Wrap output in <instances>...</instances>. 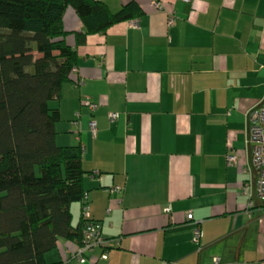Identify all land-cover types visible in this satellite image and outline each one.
<instances>
[{
  "label": "crops",
  "instance_id": "crops-1",
  "mask_svg": "<svg viewBox=\"0 0 264 264\" xmlns=\"http://www.w3.org/2000/svg\"><path fill=\"white\" fill-rule=\"evenodd\" d=\"M102 1L113 13L136 2L143 15L89 37L55 105L56 142L81 146L90 216L112 246L83 264H264L247 148L248 113L264 98V0ZM64 26L83 30L71 9ZM54 251L48 264H82L76 244Z\"/></svg>",
  "mask_w": 264,
  "mask_h": 264
},
{
  "label": "trees",
  "instance_id": "trees-1",
  "mask_svg": "<svg viewBox=\"0 0 264 264\" xmlns=\"http://www.w3.org/2000/svg\"><path fill=\"white\" fill-rule=\"evenodd\" d=\"M68 9L81 32L65 29ZM141 15L136 2L113 13L102 0H0V264H48L61 240L81 246L84 230H102L83 217L84 179L93 172L83 167L81 146L57 144L61 115L51 103L77 82L78 51L89 37ZM105 242L103 253L112 248Z\"/></svg>",
  "mask_w": 264,
  "mask_h": 264
},
{
  "label": "built area",
  "instance_id": "built-area-1",
  "mask_svg": "<svg viewBox=\"0 0 264 264\" xmlns=\"http://www.w3.org/2000/svg\"><path fill=\"white\" fill-rule=\"evenodd\" d=\"M175 19H169V25H173ZM77 73V70H75ZM86 104L88 105L91 112H95L98 108L97 105L91 104L90 100L87 98ZM117 115H112L111 120H116ZM90 131L93 135L97 132V124L92 121L89 124ZM247 148L251 156L250 170L254 172V196L257 201L264 203V98L261 102L250 110L247 116ZM227 166L235 167L238 163V158L234 154L227 156ZM112 194L120 193V188H115L110 191ZM167 213H170V208L166 209ZM84 219H91L90 211L88 205L83 208ZM188 220H192V215L189 214ZM200 241V231L196 230L194 233V243H199ZM105 239L102 236V230L100 233L94 227H88L84 230V242L81 246H77V251L75 253V259L79 263H85L87 257L86 255L92 253L95 249H99L105 245ZM107 253L101 256L102 260H107Z\"/></svg>",
  "mask_w": 264,
  "mask_h": 264
},
{
  "label": "rangeland",
  "instance_id": "rangeland-1",
  "mask_svg": "<svg viewBox=\"0 0 264 264\" xmlns=\"http://www.w3.org/2000/svg\"><path fill=\"white\" fill-rule=\"evenodd\" d=\"M55 105H57L56 103H51V107L52 108H54L55 107ZM227 159V158H226ZM227 162V161H226ZM74 206H76V205H74ZM54 252H57V251H52V253H54Z\"/></svg>",
  "mask_w": 264,
  "mask_h": 264
}]
</instances>
